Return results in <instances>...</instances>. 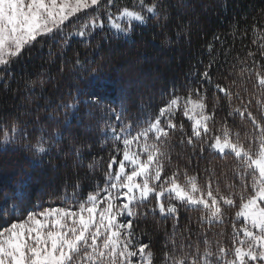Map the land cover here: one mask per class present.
<instances>
[{"label":"snow or ice","instance_id":"6c2138e0","mask_svg":"<svg viewBox=\"0 0 264 264\" xmlns=\"http://www.w3.org/2000/svg\"><path fill=\"white\" fill-rule=\"evenodd\" d=\"M172 7L187 5L183 0L179 5L170 0H0V72L6 75L22 53L38 45H48L51 56L74 37L89 43L96 35L128 38L153 22L163 28L159 22L170 19ZM233 35L244 54H234L227 76L221 73L225 84L213 78V53L195 73L198 79L187 95L173 93L156 115L135 125L123 113L115 115L105 132V142L111 143L108 159L93 158L87 165L96 185L86 196L76 182L54 198L59 205L25 209L27 179L11 198L5 195L0 264H264V10L251 25L233 26ZM229 52L223 49L225 63ZM75 66L84 67L78 56ZM61 107L78 111L71 101ZM177 113L190 122V131L177 122ZM30 127L18 117L0 121V146L22 145L42 160L62 143L59 131L47 134L40 128L34 134ZM83 147L73 145L77 158ZM193 156L220 161L219 170L210 162L201 175L188 167ZM98 164L102 180L95 175ZM182 209L199 214L197 230L181 226ZM150 215L172 222L159 251L142 242L138 231L139 221ZM225 224L231 227L227 235Z\"/></svg>","mask_w":264,"mask_h":264},{"label":"trees","instance_id":"16d2710c","mask_svg":"<svg viewBox=\"0 0 264 264\" xmlns=\"http://www.w3.org/2000/svg\"><path fill=\"white\" fill-rule=\"evenodd\" d=\"M170 3L179 5L181 0H170ZM183 4L187 7L169 9L170 19L159 22L165 25L163 28L153 22L137 28L128 38L106 39L96 35L89 43L73 38L68 48L63 52L54 48L51 56L48 45H38L30 53H22L19 62L14 63L6 75L0 72V121L18 117L31 126L30 132L38 134L40 128H45L47 134H51L56 130L62 139L58 148L42 160L22 145L6 149L0 146V206L5 204V195L11 198L23 179H27L25 209L38 204L48 206L50 202L59 205L60 201L54 198L76 182L86 196L96 185L87 165L93 158L97 161L108 159L111 143L105 142L106 126L114 122L117 113H123L124 120L133 125L148 115H156L173 93L187 95L192 81L198 79L195 73L203 71L213 53L216 61L213 78L219 77L221 84L227 82L221 73L227 76L234 54H244L241 41L234 39L233 26L244 28L259 19L264 0H183ZM245 43L253 47L249 41ZM209 46L213 52L209 51ZM224 48L230 49L228 63L223 56ZM77 56L83 68L75 66ZM219 64L224 66L217 71ZM211 93L209 90V98ZM93 95L101 99L95 101ZM70 101L78 106L75 114L61 107ZM66 115L70 124L66 122ZM228 119L231 123V118ZM179 121L190 131V122L182 113H177ZM236 123L238 126V119ZM74 144L85 146L79 158ZM180 151L177 146L176 152ZM210 162L219 170L220 161L210 156L203 159L193 156L190 163L181 161L194 171L199 169L201 175L211 166ZM102 166L98 164L95 174L101 180L99 168ZM198 215L182 209L181 226L190 224L197 230ZM21 218L22 214L10 216L9 222ZM222 227L226 235L230 233L229 224ZM166 230L171 232V220L161 222L159 216L150 215L139 221L138 231L143 233L141 240L150 242L154 251L162 248ZM213 231H220V228Z\"/></svg>","mask_w":264,"mask_h":264},{"label":"rangeland","instance_id":"374dc122","mask_svg":"<svg viewBox=\"0 0 264 264\" xmlns=\"http://www.w3.org/2000/svg\"><path fill=\"white\" fill-rule=\"evenodd\" d=\"M91 9H89L88 11H90ZM92 11V10H91ZM75 38V37H74ZM75 39H78V38H75Z\"/></svg>","mask_w":264,"mask_h":264}]
</instances>
